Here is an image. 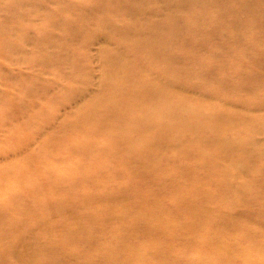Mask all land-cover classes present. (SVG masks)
Returning a JSON list of instances; mask_svg holds the SVG:
<instances>
[{
	"label": "rangeland",
	"instance_id": "1",
	"mask_svg": "<svg viewBox=\"0 0 264 264\" xmlns=\"http://www.w3.org/2000/svg\"><path fill=\"white\" fill-rule=\"evenodd\" d=\"M93 1L0 0L1 222L10 226L22 219L36 221L32 228L23 225L16 236L7 234L8 253L0 258V264H100L98 254L113 257V252L127 255L140 251L144 254L142 264L163 263L151 252L163 258L172 253L193 264H264V173L260 172L264 157L248 160L241 152L223 150L225 157L205 155L197 165L200 148H222L225 144H205L213 133L201 120L193 132L186 133L180 126L183 109L176 112L170 108L180 115L176 117L178 123L170 133L171 139L154 151L145 150V136H137L138 128L131 129L129 140L111 138L116 126H123V116L109 111L107 100L115 97L112 93L108 92L107 100L98 97L105 89V70L110 72L111 67L101 58L103 43L92 36L93 32L103 25L121 28L118 38L107 44L108 51L123 48L132 58L148 62L144 49L136 47L135 36L123 30L136 18L126 11L111 13V0H100L101 10L91 11L88 5ZM198 1L197 5L176 6L173 12L164 2L155 4L161 11L149 17L169 24L174 37L152 65L155 69L168 67L170 74L162 79L174 78V93L179 97L176 102L199 104L203 112L211 107L235 113L233 108L237 109L241 100L254 107L241 112L247 118L259 115L264 123V65L253 70L238 63L241 57L234 59V52H241L248 38L244 30L230 24L233 17L219 31L205 33L214 44L201 48L192 44L196 36L188 27L192 15L220 3ZM260 4L264 0L252 1L248 4L251 8L237 15L239 9L235 7V18L246 20L253 10L260 17L264 14ZM248 23L258 25L255 20ZM183 38L189 43H183ZM259 39L264 46V31ZM216 50L214 59L210 54ZM257 53L247 51L246 59ZM261 54L264 58V51ZM211 62L219 65L210 68ZM147 64L143 63L146 69ZM76 65L80 66L78 70ZM242 83L246 90L236 87ZM125 87L141 95L139 85L126 83ZM157 87L168 88L163 84ZM182 88L188 90L182 93L187 99L181 97ZM239 125L243 126L239 131L226 133L228 141L239 132L243 138L247 134L258 148L264 146L263 125ZM89 127L96 128L97 133L90 135ZM183 138L189 142H183ZM115 159L118 164L113 163ZM234 161L237 164L233 165ZM167 172L172 176L166 178ZM215 172L223 176L215 180ZM161 182L165 185L158 186ZM34 184L43 187L40 196L27 195L22 188ZM210 188L222 190L227 204V214L216 218V227L211 226L215 217L208 209L211 198L206 191ZM193 189L198 192L196 197L191 195L194 201L183 202L181 197ZM143 196L152 197L153 202L182 206L179 218L184 221L191 217L209 221L193 233L188 228L173 232L170 244H165L163 239L150 236L152 232L148 233L140 220L134 221L137 212H149L147 206L135 202ZM193 204L201 208L197 214ZM27 206L37 209L29 214ZM43 214L54 223L76 228L59 230ZM85 232L90 234L83 236ZM90 236L98 244L89 246L91 241H86ZM99 240L105 241V246ZM59 241L68 247H59ZM78 243L86 244L80 247Z\"/></svg>",
	"mask_w": 264,
	"mask_h": 264
},
{
	"label": "bare ground",
	"instance_id": "2",
	"mask_svg": "<svg viewBox=\"0 0 264 264\" xmlns=\"http://www.w3.org/2000/svg\"><path fill=\"white\" fill-rule=\"evenodd\" d=\"M252 1L255 0H220L219 4H216L214 6L210 5L211 8L205 13H194L192 15L193 20L191 23H189L188 26L191 28V32L193 33V35L196 34L195 38H192V44H197L199 48H201L203 44L207 46L209 44H214L212 40L213 38L207 39L205 33H208L209 31H219V27L226 21L230 22L231 20L228 19L230 17H233L234 20H232L230 24L234 28L244 30V33L248 38V41L245 43L242 51L234 52L233 57L235 60L241 57L238 63L242 67L259 70L260 67L264 65V58L261 56V53L264 51V46L260 45L259 42V40L261 39H259L260 32L264 31V14H261V16L259 17L253 10L251 16L246 20L242 18L240 20V17L235 18L237 12H246L249 8H251L250 6H248V4ZM157 2L166 3L171 12L174 11V7L176 6H185L190 4L197 5L200 3L198 0L110 1L111 13L126 11L136 18L135 22L132 23L131 26L129 25L123 30L135 36L136 47L144 49L146 55H143L145 59H147L148 64L144 61V59H141L140 61L138 57L132 58L131 55H127L123 48H118L113 53H110L108 51L107 44L118 38L121 32V28H119V30H114L117 27L112 28L111 25H103L100 29L93 32L92 35L93 37H99L98 39L102 41V45L104 48L101 52V58L105 62H109V67H111L110 72L108 71V69L105 70V89L99 93L98 97L100 99L107 100L108 92L112 93L115 97L112 96V98L107 100L109 111L117 112L123 116L121 120L123 126H116L117 131L111 136V138H113V141L121 139H131L133 133V130L131 129L138 128L139 132L137 133V136H145V150L154 151L158 148L159 144L171 139V134L174 133L172 132L173 127L178 123V119L176 117H180V115H176V112H179L181 109H183L182 118L184 122L181 123L180 126H182V129L186 133L190 130L193 132L196 126L200 124L199 120H201L208 125V127L206 128L210 129L213 133L212 136L206 138L205 144H213L216 146L225 144L222 147L223 149L221 147H216L214 149H212L211 147L200 148L198 152L197 165H201L205 155L216 154L218 156L216 159L225 157L226 154L223 152V150H236L238 152H241L242 157H246L248 158V160L255 159L256 161L257 158L264 157V146H260V148H258V145L253 143L250 138H247V134L243 138L241 135H239V132H237L234 134L233 140H227L226 133L232 130H234L235 132L239 131L238 128L243 127L239 124H255L256 127H260V125L264 126V123L262 122L259 115L247 118L246 115L241 112L244 111V113H246L245 109L253 110L254 107L251 108L249 103L239 100V105H236L237 109L233 108L235 113H231L228 111L219 112L218 109L211 107H209V110L203 112V109L199 104L193 103L190 105L185 103V106L183 102H176L179 97L174 93V78L169 77V79L167 80L162 79L164 75L170 74L168 71V67L155 69V67L152 65L153 59L162 55L163 52L161 50L167 46H170L173 43L171 42L172 37H174L169 24L152 20L149 17V14L151 13H159L161 11L155 6ZM235 7L239 9L236 10V15L234 13ZM258 7L263 8L264 4H260ZM101 8L102 4L100 0H94L91 5H88V9H90L91 11H100ZM252 20L257 21L258 25H252L248 23ZM78 29L82 30L81 28ZM65 30L68 31L69 28L65 27ZM182 42L189 43V41L184 38L182 39ZM249 50H255L258 53L247 60V55H245V53ZM210 56L216 59L218 56V51L216 50L215 52H212ZM62 58L63 56L61 57V59ZM143 63L147 64L149 68H144ZM222 63L225 62L221 61V64ZM168 64L170 63L168 62ZM218 65L219 64L217 63L211 62L210 68H216V66ZM79 68L80 66L76 65V69L78 70ZM134 69H138L139 73H133ZM178 75H180V73H178ZM239 75L237 77H239ZM76 78L77 80L79 79L78 76H76ZM255 78V76H250V79L255 80ZM126 83L139 85L141 87V95H139L133 89L126 88ZM157 84H163L168 88L165 89L161 87L159 89L157 87ZM236 87L242 88L243 90H246L247 88V86L243 83L237 85ZM250 91L252 92V90ZM185 92H188L187 88H182L181 95ZM181 97L185 98L183 95ZM129 100H132V103L129 102ZM170 108L174 109L176 112H172ZM207 117L209 118V120L205 119ZM88 131L90 135L97 133V130L94 127H89ZM245 132H249L248 127ZM183 142H189V140L183 138ZM83 145L85 146L84 143ZM113 163L118 164L119 161L115 159L113 160ZM235 164H237V161H234L233 165ZM95 165L98 166V163ZM75 167H77V163H75ZM120 169L122 168L120 167ZM72 171L73 168L71 167L69 173L71 174ZM95 172L97 171L95 170ZM260 172L264 173V163L260 166ZM215 174V180H218L223 176L222 172H215ZM165 176L166 178H168L171 177L172 174L170 172H167ZM44 178L47 179L45 176ZM160 185L165 184L161 182L158 184V186ZM22 188L27 192V195L40 196V191L43 187H39L38 185L34 184L32 186L28 185ZM48 190L46 191L50 192ZM193 191L194 189L190 193H186L185 195H183L181 197L182 201H194L191 195L193 197H196L198 195V192ZM206 194L209 198H211V203L208 204V209L212 211V216L215 217V219H212L211 226L216 227L215 223H219L218 219L216 218H219L221 214H227V209H224L227 204L225 203L226 201L223 198L222 190L210 188L206 191ZM150 198L152 197L143 196L135 199V202L138 205L147 206L149 212H137V216L134 218V221L140 220L144 227H146L148 233L152 232L150 236H155L163 239L165 244H170V239L174 234L173 232L182 231L184 228H188L190 229V233H193L196 227H200L201 225L209 221L205 219L199 220L196 217H191L189 220L184 221L183 219L179 218V215H182L183 212L182 206H178L176 204L169 206L160 201L153 202ZM72 204L75 205V203ZM35 209H37L36 206H33L32 208L27 206L26 211L29 214H32ZM192 210L195 214H197L201 210V208L198 205L193 204ZM178 211L181 212L178 213ZM14 214L16 215L15 212ZM43 216L48 221V223L55 225L59 230L65 227L70 229L76 228L74 225L64 226L62 223H54L51 219L46 218V214H43ZM226 217H229V215H227ZM3 219V215H0V258L7 256L8 253L6 244L8 236L7 234L9 232H12L13 236H16L17 234H19L20 229H23L24 226H26L27 228H32L34 226V222H36H30L29 219H22L20 222H15L10 226H7L1 222ZM155 219L158 220L155 221ZM86 234L90 233L85 232L83 236ZM89 241H91L89 246H93V243L98 244V240H94L92 236H90L86 242ZM99 242L102 244V246H105V241L99 240ZM184 242H186L187 245H189L190 243L186 240H184ZM57 243H59V247L67 248L69 245H60L61 241ZM85 244L86 243L80 246V243H78L80 247H84ZM195 245H197V243H195ZM126 248H128V246H126ZM151 253L154 257H158L159 260L163 261L162 264H193L188 259H179L172 253H169L168 256H164V258L163 255H159L154 252ZM65 254L66 250L62 251L61 255ZM98 257L101 261L100 264H142L141 260L142 258H144V254L142 253V251L133 254L129 252L127 255L125 253L117 255L113 252V257L109 256V254H106V256L98 254ZM179 261H181V263Z\"/></svg>",
	"mask_w": 264,
	"mask_h": 264
}]
</instances>
